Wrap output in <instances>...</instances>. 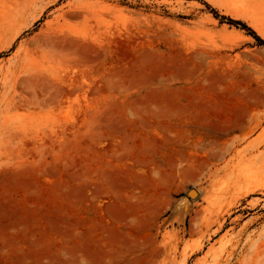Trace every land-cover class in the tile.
Segmentation results:
<instances>
[{
    "label": "rangeland",
    "instance_id": "obj_1",
    "mask_svg": "<svg viewBox=\"0 0 264 264\" xmlns=\"http://www.w3.org/2000/svg\"><path fill=\"white\" fill-rule=\"evenodd\" d=\"M227 18L264 40V0H0V264H264V45ZM196 79L210 114L163 96Z\"/></svg>",
    "mask_w": 264,
    "mask_h": 264
},
{
    "label": "bare ground",
    "instance_id": "obj_2",
    "mask_svg": "<svg viewBox=\"0 0 264 264\" xmlns=\"http://www.w3.org/2000/svg\"><path fill=\"white\" fill-rule=\"evenodd\" d=\"M226 8H227V13L229 14V15H231V16H233V17H238V16H240V14H241V12H240V10L236 7V6H233V5H227L226 6ZM263 24H261L260 22H259V20H254V22H253V27L259 32V33H261V34H263L264 35V29H263V26H262ZM2 44L0 45V48H2ZM153 53V52H152ZM177 54L176 55H171V54H168V55H164L163 53H156L155 52V56L154 57H156L157 59H159L160 60V62H161V65L162 66H165V67H175L177 70H180V71H185V72H191L192 70H191V61L189 60V57H187V55L186 54H181V53H179V52H176ZM151 54V53H150ZM149 54V55H150ZM153 55V54H152ZM152 55H150V56H152ZM153 57V58H154ZM156 58H154V60L156 59ZM157 61V60H156ZM158 62V61H157ZM156 64V63H155ZM159 64V63H158ZM159 66V65H158ZM156 67V66H155ZM160 67V66H159ZM163 68V67H162ZM164 69V68H163ZM165 69H167V68H165ZM217 74H219V73H217ZM202 84H203V80H198V79H196L195 81H192V85H190V87H188V86H183V87H181V88H179V89H170V88H164V90L162 91V93H164L163 94V96L164 95H169V96H172L173 98L174 97H176V98H178L179 99V97H182V96H187V95H189V94H191L192 96H194V100H196V103L194 104L193 103V105H195L196 107H197V109H196V114H204V113H206V114H210V112H213L214 111V107H213V104L210 102V100H208V97H210V96H212V95H210V91H209V88H203V86H205L204 84H203V86H202ZM160 91V90H159ZM159 94H160V92H159ZM156 95V94H155ZM220 95V94H219ZM160 96V95H159ZM161 97V96H160ZM188 97V96H187ZM176 98H175V101H176ZM210 99V98H209ZM161 100H162V98H161ZM172 100H174V99H172ZM160 101V100H159ZM166 102H167V99H166ZM172 102V101H171ZM177 103H179L178 101H176ZM169 103V102H168ZM177 103H176V107L177 108H172V107H170V108H172V109H174V111H176L177 110V112L179 111L178 110V108H181L182 106L181 105H178V106H181V107H178L177 106ZM181 104V103H180ZM163 105V104H162ZM164 105H167L166 103H164ZM168 106V105H167ZM163 107H165V106H163ZM184 107V106H183ZM201 107V108H200ZM166 109V111H167V108H165ZM165 109H164V111H165ZM168 109H169V106H168ZM176 109V110H175ZM160 110H161V108H160ZM169 111H170V109H169ZM182 111V110H181ZM155 112V111H154ZM154 112H152V114H154ZM162 112H163V110H162ZM176 112V113H177ZM150 113V112H149ZM148 113V114H149ZM158 113V112H157ZM175 113V114H176ZM151 114V113H150ZM159 114H161L160 112H159ZM171 114H172V110H171ZM175 114H173V115H175ZM145 115H147V114H145ZM155 115V114H154ZM165 115H166V112H165ZM149 116V115H148ZM141 117V116H140ZM147 117V116H146ZM154 117H156V116H154ZM160 117V116H159ZM158 117V118H159ZM163 116H161V118H162ZM168 117V116H167ZM160 118V119H161ZM175 118V117H174ZM153 119V118H152ZM120 120V119H119ZM142 120V119H141ZM144 120V119H143ZM133 121H135V120H133ZM163 121H164V119H163ZM167 121V120H166ZM144 122V121H143ZM130 123H132V122H130ZM145 124V123H144ZM150 124H151V122H150ZM129 125V124H128ZM135 126V125H134ZM133 128V127H132Z\"/></svg>",
    "mask_w": 264,
    "mask_h": 264
},
{
    "label": "trees",
    "instance_id": "obj_3",
    "mask_svg": "<svg viewBox=\"0 0 264 264\" xmlns=\"http://www.w3.org/2000/svg\"><path fill=\"white\" fill-rule=\"evenodd\" d=\"M213 13H214V16H217V14H216V12H214L213 11ZM221 18H223L222 16H221ZM227 20L230 22V23H234V24H237V25H240L242 28H244V29H246L249 33H251L253 36H254V38L257 40V42L259 43V44H263L264 45V40L263 39H261V38H259L248 26H246L243 22H240V21H237V20H231V19H229V18H227Z\"/></svg>",
    "mask_w": 264,
    "mask_h": 264
},
{
    "label": "water",
    "instance_id": "obj_4",
    "mask_svg": "<svg viewBox=\"0 0 264 264\" xmlns=\"http://www.w3.org/2000/svg\"><path fill=\"white\" fill-rule=\"evenodd\" d=\"M192 192H195V190L193 188H190L188 191H187V194L188 196H192Z\"/></svg>",
    "mask_w": 264,
    "mask_h": 264
}]
</instances>
